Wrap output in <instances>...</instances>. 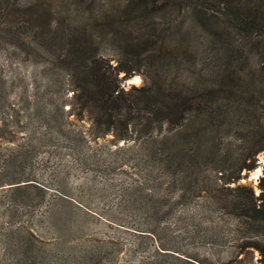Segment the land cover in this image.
Instances as JSON below:
<instances>
[{"label": "rangeland", "instance_id": "obj_1", "mask_svg": "<svg viewBox=\"0 0 264 264\" xmlns=\"http://www.w3.org/2000/svg\"><path fill=\"white\" fill-rule=\"evenodd\" d=\"M197 2L0 0V264H263L258 250L237 253L246 220L222 208L224 187L239 183L252 187L256 194L261 190L264 150L247 160L252 163L256 159V167L243 169L239 180L224 183L223 178L237 174L230 159L239 151L252 149L253 153L264 141V93L257 88L253 89L254 98L243 95L248 91H224L221 101L213 105L211 118L207 111L198 114L196 122L206 121V132L201 135L207 140L190 136L188 148L199 139L205 145L210 142V149L199 162H175L171 170H163L147 156L151 138L174 132H168L167 124L162 130L155 128L151 135L133 134L128 142L117 143L109 134L91 140L77 138L74 145L59 136H48L44 119L37 116L36 92L44 82L41 64L48 57L35 42L47 29L56 35L49 43L53 48L61 49L60 44L79 31L76 39L85 42L93 38L95 50L113 65L120 57L129 58L128 63L134 65L142 63L140 72L128 78L120 74L126 88L147 81L146 76L156 71L146 66L153 60L165 66L173 60L176 66L170 72L178 82L198 69L214 76L219 60L220 65L230 61L224 69H235L238 74L234 87H246L247 71L264 65V34L250 32L244 23L230 24L219 10L223 26L218 37L213 21L204 17L198 25L191 22ZM88 4L96 20L84 26L81 19ZM106 17L135 33L144 17H152L159 28L172 25L169 42L164 45L173 47L172 58L169 51L142 52L144 46L122 56L123 33L106 34ZM210 34L215 35L212 44L206 43ZM192 47L197 52L189 50L186 55ZM182 59L189 61L188 66H177ZM136 76L140 79L133 81ZM57 93L60 99L70 95L63 88ZM67 116L65 122L72 131L87 129L88 120ZM220 167L226 170L219 171ZM258 168L261 171L254 177ZM157 187L167 194L161 197ZM152 200L157 201L155 210L146 207ZM206 200H212L213 205H205ZM15 228L33 234H17ZM14 236L20 240L12 243ZM16 244L25 246L21 250Z\"/></svg>", "mask_w": 264, "mask_h": 264}, {"label": "trees", "instance_id": "obj_2", "mask_svg": "<svg viewBox=\"0 0 264 264\" xmlns=\"http://www.w3.org/2000/svg\"><path fill=\"white\" fill-rule=\"evenodd\" d=\"M146 1L144 0L145 3ZM89 4L87 9H84L85 12L81 19L84 26L93 25L96 20L93 8H89ZM249 6H253L252 10L243 9V7ZM219 10L227 15L230 24L244 23V27L250 32L264 34V0H198L192 10L191 22L198 25L203 22L205 17L206 20L213 21L218 27L215 34L218 37L222 36L223 25L222 20L218 19ZM106 18L108 21L103 28L106 34H111L114 31L123 33L122 56L127 57L129 54H133L132 48L139 49L144 46L142 52H156V49L159 53L169 51V57L172 58L173 47H171L172 50L164 47L169 42L168 31L172 30V25L167 23L159 28L152 17H144L142 18L143 22L135 29L137 32L135 33L121 22ZM76 34L80 35V32H76L75 36L73 34L61 43L62 48L58 47L61 49L49 46L56 35L48 29L35 42V45L41 50L40 52L48 57L41 64L44 73L41 80L44 82H42V86L38 87L34 103L38 119H44L48 136H59L71 141L74 145L77 143L75 141L77 138L91 140L109 134L113 135L112 139L117 143L122 140L128 142L130 138L133 139V134L140 137L151 135L155 128L162 130L163 125L167 124L168 132H174L161 138H151L152 140L148 141L151 145L147 149V156L154 163L157 161L163 170H171L175 162L191 165L194 161L199 162L203 159L206 150L210 149V142L205 145L199 139L195 140L196 143L190 142V148H188L187 138L194 135L203 138L201 133L207 129L206 121L204 123L196 122L195 117L198 114L207 111L211 113L209 115L211 118L215 111L213 105L215 106L221 101L219 96L224 91L231 90L230 92L236 93L237 90L248 91L243 93L248 98H254L253 89L255 88L258 92L264 93V65L255 66L253 70L247 71L243 81L246 87H234L235 77L238 74H234L235 69L232 71L224 69L230 61H225L223 65H220L218 63L220 60L217 62L214 76L204 75L198 69V71H192L194 74L184 76L181 82H178L174 73L170 72V68L176 66L173 60L167 61H171L170 66H165L164 62L159 64L153 60L146 66L156 71L154 73L151 71L150 74H153L146 76L147 81L142 85L132 84L126 88L121 84L120 74L123 72V78H128L134 72H140L142 63L134 65L128 63L129 58L124 60L123 57H120L113 65L109 59L99 55L95 50L93 38L82 42L80 38L76 39L78 36ZM214 36V34L208 35L206 43L215 42ZM187 37L186 33L183 40ZM192 48H186V55H189V50L197 52V48ZM174 58L176 57L174 56ZM182 61L178 62V67H181V63L185 67L189 62L185 59ZM34 78H36L35 83H38L39 77L35 76ZM62 88L70 95H65L60 99L57 92ZM67 105L69 107H66ZM67 114L78 115V119L83 122L88 120V125H85L87 129L77 133L69 129V123L65 122L66 119L68 120ZM217 114L215 113V116ZM213 125L218 127V124ZM178 126L180 127L178 128ZM175 127L177 129H174ZM203 140L207 139L203 138ZM173 145H176V148ZM260 145L253 153L252 149L246 153L239 151L233 157L234 159H230L237 174L225 176L222 172L224 183L231 182V180L237 181L241 178L243 169L252 170L256 167V159L252 163L247 160L260 150H264V141ZM177 153L179 155L175 156L174 154ZM218 169L219 171L226 170L225 167ZM259 185L261 190L258 194L252 187H246L239 183L234 187H224L226 197L223 207H221L225 212L235 217H244L246 220V230H241L242 233H239L241 240L238 243L240 248L237 253L240 255L245 250H258L259 261L264 264V176L260 179ZM157 192L161 197H164L163 194H167L166 192L162 193L161 187H157ZM182 194H185V189ZM209 202L206 200L205 205L212 206L213 201L209 200ZM156 206L158 208L157 201L154 200L146 203L149 210H155ZM14 231L17 234H33L23 228H15ZM18 239L20 240V237L14 236L11 238V242ZM24 246L16 244V247L21 250Z\"/></svg>", "mask_w": 264, "mask_h": 264}, {"label": "bare ground", "instance_id": "obj_3", "mask_svg": "<svg viewBox=\"0 0 264 264\" xmlns=\"http://www.w3.org/2000/svg\"><path fill=\"white\" fill-rule=\"evenodd\" d=\"M139 79H140V77H139V76H136V77L133 79V81H138ZM260 171H261V169L258 168V170L254 171L253 176H254V177H258V174L260 173Z\"/></svg>", "mask_w": 264, "mask_h": 264}]
</instances>
